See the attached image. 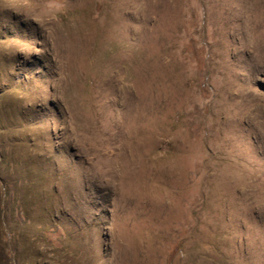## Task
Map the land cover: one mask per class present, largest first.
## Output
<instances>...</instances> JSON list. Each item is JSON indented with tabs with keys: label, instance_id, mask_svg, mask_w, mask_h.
Instances as JSON below:
<instances>
[{
	"label": "rangeland",
	"instance_id": "rangeland-1",
	"mask_svg": "<svg viewBox=\"0 0 264 264\" xmlns=\"http://www.w3.org/2000/svg\"><path fill=\"white\" fill-rule=\"evenodd\" d=\"M0 264H264V0H0Z\"/></svg>",
	"mask_w": 264,
	"mask_h": 264
}]
</instances>
